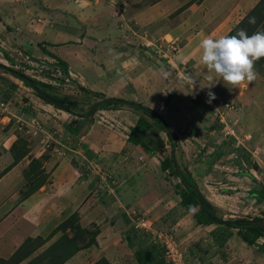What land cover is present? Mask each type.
<instances>
[{
	"label": "crops",
	"instance_id": "crops-1",
	"mask_svg": "<svg viewBox=\"0 0 264 264\" xmlns=\"http://www.w3.org/2000/svg\"><path fill=\"white\" fill-rule=\"evenodd\" d=\"M24 1L26 0L19 3L16 1L17 5L13 6L9 13L1 15V18L5 16V19H0V28L8 33L7 36L18 38L21 33L26 42L34 40L41 44L45 58L65 66V71L70 67V77L76 75L85 79L87 87L81 88L94 94L96 102L103 99H120L140 104L158 114L176 138L173 158L177 170V165H183L192 178L196 177V171L199 170H203L199 175L203 178L217 177L221 168L214 163L220 156L219 150L226 145L244 148L254 157L253 151H256V147L264 140V107L258 103L264 98L261 95V89L264 88V58L255 62L257 78L253 82L230 91L222 81L209 79V74L200 61H178L174 67L173 56L170 60L173 67L170 68V63L164 64L167 59L157 57L156 60H160L169 73L164 76L159 70H152L154 74L151 73L150 79L155 85L151 88L154 83H137L138 80L135 82L131 79H139L135 68L132 67L130 71L126 69V72L122 68L128 61H151L155 52L150 55V47L139 45L140 48H132L137 54L127 50L124 53L125 49L115 44L123 41L124 33L120 31L123 16L132 17L131 19L138 21L140 26L148 22L145 27L151 29L147 32L152 34V38L149 41L146 39L147 43H157L165 47L162 39L172 35V39L176 40V36L182 40L176 43V46H179L178 51L187 53L180 57L181 60H184L185 56L189 59L196 53L195 37H199L201 41L206 37L215 39L229 33L235 35L241 29L249 35L257 30H264V0H57V10L51 9L49 0ZM39 2L41 5H38ZM0 8L4 9L3 3H0ZM18 11H22L20 14L25 18L24 23H20L21 26L16 24L20 16ZM24 11L30 13L31 17H27ZM1 12L3 11L0 10ZM36 16L45 20H37L36 24L31 25ZM252 18H255L254 24L249 23ZM48 19H52V22ZM140 28L143 29V26ZM16 31L18 33H15ZM133 41L135 42V39ZM21 47L24 48L25 43ZM71 52H80L77 61H71L74 58ZM183 66H186L184 72ZM140 77L142 78V75ZM186 77H190L194 85L188 83ZM209 91L216 97L210 104L206 103ZM155 95L160 103L154 102ZM35 97H30L26 103L31 105L33 111H36V107L44 111L42 114L36 112V116L42 115L43 120L48 123L53 122L50 120L51 115L66 121L67 125L73 124L72 135L75 133L78 137L74 139L75 145L69 144V140L66 143L76 151L75 155L80 156L79 160L91 156L102 169L105 167V171L115 173L118 179L113 193L103 190V198L95 200L88 195L91 188L86 185L88 181L86 183V180L81 179L79 183L74 180V160L70 159L68 162V158H60L61 155L58 154L52 155L57 159L49 157L47 160L43 156L41 160L32 155V150L24 151L16 147L13 149V141L5 145L0 144V263L3 264L15 251L24 248L26 243H32V236L34 239L40 237L44 241L42 243L56 239V236H50L51 233L54 234L55 228L71 214H77L80 226H85L89 220H93V213L96 216L98 207L94 203L100 202V206L106 207L105 204L109 202L107 209L109 208L114 216L119 214L125 223L134 212L141 214L145 210L148 201L146 195L163 199L172 193L167 185L169 182L164 180V173H169L170 168L164 171L160 168V164L171 157V151H167L165 156V146L148 142L145 137L148 130L145 131L141 143L134 145L127 141V135L137 119H145L139 112L126 106L110 105L111 107L97 109V113L87 114V118L74 115L68 108L70 112H63L66 117H62L52 111L60 113L61 110L51 109L48 103L38 101ZM231 100L233 101L230 104ZM95 114L99 115L93 118ZM147 123L150 124V132L151 128L153 130L152 123ZM99 136L105 137L106 141H102V138L97 141ZM87 137L89 139L85 141ZM158 138L159 141L163 139L161 136ZM211 139L214 140L210 141ZM221 139H227L229 142L224 143ZM191 143L194 148L193 156L196 158L194 161H197L192 162V166L182 157L185 148L183 145ZM57 144L58 142L55 145ZM23 146L29 148L28 144ZM98 148H101V153ZM200 153L207 154L208 157L204 156L198 161ZM56 160L57 164L53 165L52 170L45 169L46 165ZM30 161L39 162V173L48 175L44 182L40 181L34 186V178V182L28 181L30 185H25L24 182L23 170ZM12 179H15L17 184L11 187ZM205 184H209L207 180ZM24 185L30 192L19 198L24 194ZM177 196L174 197L178 198ZM204 199L211 201L209 198ZM154 201L158 202L155 199ZM210 205L213 207L212 203ZM47 228L48 231L45 232ZM101 241L103 242L102 235L97 229L93 247ZM245 246V252H251V260L254 258L264 264L263 251L260 252L254 246ZM48 247L47 244L45 249ZM82 251L83 249L76 253L78 259Z\"/></svg>",
	"mask_w": 264,
	"mask_h": 264
},
{
	"label": "rangeland",
	"instance_id": "rangeland-1",
	"mask_svg": "<svg viewBox=\"0 0 264 264\" xmlns=\"http://www.w3.org/2000/svg\"><path fill=\"white\" fill-rule=\"evenodd\" d=\"M0 1H2L0 3H3L4 7V9L0 8V10L3 11L0 13V19H5V16L1 18V15L9 13L11 8L17 5L15 3L16 1L19 3L23 0ZM56 1L57 0H49V4L53 10L59 9V5ZM24 2H30V0ZM34 5L37 6L35 3ZM38 5H41V2H39ZM28 12H30L29 8ZM28 12L25 13L27 17L30 18L31 16ZM18 13L20 16L18 17V22L16 24L17 26H21V24L24 23L25 18L20 14L22 11H18ZM36 13L37 9L35 10V14ZM131 18L132 17L123 16L121 20L123 25L121 24L122 27L120 31L124 33L123 36L125 38L122 37L123 41H120V43H116L115 45H118L121 49H125L124 53H126L127 50L132 54H137V51L134 52L132 48H135L136 46L139 47V45L140 47L144 45L150 47V49H152L149 52L150 55L155 52L151 61H132V63L131 61H128L122 68L124 71L126 69H129L130 71L132 67L137 70L139 79H136L135 77L131 78L135 82L138 80L137 83H154L152 84L153 86H151V88H153L155 82H153L150 77L151 73L154 74L153 71L155 69L159 70L164 76L169 73V70H166L163 63H161L160 60L157 61L159 58L167 59L168 61H165L164 64L166 65L170 63V68L173 67L170 62L173 56L175 58V61L172 59L174 67L179 63L178 61H200L201 49L199 48V37L194 38L197 42V45L195 46L196 53H193L194 56L189 59H186L185 56L184 60H181L180 57H184V53L187 54L185 51H178L179 46L177 47L176 45L182 41L181 39L175 36V40L172 39V35H169L162 39L165 47H162L161 44L157 43L149 44L146 41L151 40L152 34L147 32L148 29L150 31L151 29L145 27L148 22L143 23V30L140 28L142 26L138 24V21ZM37 20L45 19L36 16L33 20L34 23L31 21V25L36 24V22H38ZM48 21L52 22V19H48ZM151 27L153 28V25ZM18 31L15 33H18ZM7 34L8 33H5L4 30L0 28V144L5 145V143L13 141V149L16 147V149L19 148L24 151L32 150V155L34 157L36 155V157L41 160H43V156H45L46 159L49 157H51V159H57V157L54 158V156H52L55 154L61 155L60 158H68V162L72 159L75 161L72 167L76 169L74 170V180L79 181V183L81 179L86 180V183L88 181L86 185L88 187L91 186L88 195H91L92 199H102L103 195H101V193L103 190L113 193V187L116 185L118 176L115 177V173L110 174L105 171V167L102 169L99 164L95 163L97 161L91 159V156L90 158H85L86 161H84L85 159L79 160L80 156L75 155L76 151L74 152L66 143V141L69 140V144L75 145L74 139H77L78 137L75 133L72 135L71 130L74 127L73 124L67 125L66 121L59 120L55 118L56 116L54 117L51 115H49L50 120L53 122L48 123L47 120H43L42 115L36 116V112L42 114L44 111L37 107L35 108L36 111H33L31 105L26 103L30 97L33 98V96H35V92L31 88L25 87L23 82L19 79L12 77L11 73L6 69L14 71L33 81L35 88L40 93L47 95L51 99L60 101V103L69 108L74 115H82L87 118V111L89 107L96 102V97L94 94L81 88L87 87L85 79H81L76 75H74L73 78L72 75L70 77L68 75L70 73V67H68V70L66 68V71H64V68L55 63L54 60H50L47 57L45 58L44 53H42L43 49L40 46L41 44H38L34 40L30 43L26 42L27 40L22 39L21 33L18 35V38L17 36H7ZM228 35H233V33H229ZM177 36H179V32ZM134 39L135 42L133 41ZM23 43H25L24 48L21 47ZM71 53L74 55V58L71 61H77V56L80 52ZM185 68L186 66H183L182 72L185 71ZM132 74L135 73L132 72ZM140 75H142V78ZM253 86L254 84L252 85V88ZM263 89H261V95L264 97ZM37 99L38 101H43L38 97ZM261 100L262 101H259L258 103L263 108L264 98ZM155 101L160 103L157 95H155L154 102ZM232 101L233 100L230 101V104ZM50 107L51 109H56L51 105ZM97 109H99V107ZM52 111L56 112L57 116L61 115L62 117H66L63 113L64 111H61L60 113L56 110ZM93 111L94 109L91 113ZM96 111H94L93 114L97 113ZM138 112L142 113L141 111ZM97 115L99 114L93 115V118H96ZM64 119L68 120L70 118ZM145 119L147 122L152 123L153 127V130L151 128L150 132H148L149 129H147L149 128V125L146 127L148 130H146V140L152 144L160 143L161 146H165L163 151L166 156V152L170 150L168 141L165 139H162L161 141L157 140L159 139L158 137H160L159 132H161V130L157 128V125L153 123L152 120L147 117H145ZM101 138L102 141H106V138L103 136H99L97 141ZM88 139L89 137L85 138V141ZM212 140L214 139H211L210 141ZM55 141L56 143L58 142L57 145H55L56 143L54 144ZM221 141H224V143L229 142L227 139H221ZM92 143L94 144V142ZM192 143L191 145L187 144L188 147L183 145L185 148H183L182 152V157L190 166H192V162H197L194 161L196 158L193 156L194 148ZM24 144H28L29 148L27 146L24 147ZM8 147L9 146H7V149ZM205 147L203 148L204 150L206 149ZM256 148V151H253L254 157L249 155L244 148L229 145L221 148L219 150L220 156H218L214 163V165H217L221 170H218L217 177L211 176V179L199 176L203 170H201V172L200 170L196 171V177L194 176L192 178L190 177V174L186 172V168L183 165H177L181 173H187L200 195L203 198H209L208 200L211 199L208 203L213 204V207L210 210V214L213 217L224 221L229 218H233L235 221H253V219L259 218L260 221H264V140ZM173 149H175V147ZM98 151L101 153V148H98ZM98 151H96V153ZM32 155H30V157H32ZM81 155L84 156L83 153ZM98 156L101 157V155ZM204 156L208 157L207 154L200 153L199 157H197L198 161H201L200 159ZM57 161L58 160L54 163L51 161V164L46 165L45 169L52 170L53 165L55 163L57 164ZM38 164L39 162L30 161L24 168L23 174L25 185L26 183L27 185H30L28 181L33 178L35 179V182L32 180V182H34L32 186L37 185L40 181L44 182L45 178H47V174L41 175L39 173ZM206 168L208 169L207 165ZM102 172L103 174H101ZM169 172L171 171L169 170ZM102 175H104V178H102ZM111 175L115 178L109 177ZM164 176V180L169 182L167 185L172 192L171 195L168 198L164 197L163 199L154 197L155 195L153 197L146 195L148 201L144 208L145 210L142 211L141 214L134 212L135 214H131L133 217L128 213L130 219L125 223L122 218L119 217V214L114 216V214L108 210L109 208L107 209L109 202L107 205L104 203L106 207L100 206V202L94 203V205L97 204L98 207L95 211L96 216L94 213L91 215V218H93L95 222L89 220L85 226L83 225L84 227L80 226V218H78L76 214V219H70L61 230L54 234L53 232L51 233L50 236L52 238L53 236H56V239H52L51 242L48 240L47 242L42 243L44 241H42L40 237L34 239V236H32V244L27 250V253L14 258L11 257V260L8 258L4 264H49L47 258L44 257L45 250L51 247L52 244L53 246H56L54 245L55 242H57L58 246L60 244L58 242L62 241L65 243L67 241H73L74 246L78 247L80 250L83 249L79 259L76 256V252L63 264H136V261L133 258V252L135 249L141 248L146 253L152 251L159 253L166 249V246L174 251L172 252L174 257L172 258V262L171 260H168L171 259V257H166L167 264L261 263L254 258L251 260V252H245L247 248L238 238V232L236 229L226 228L222 224H197L193 213L185 212V210L179 205V197H174L183 190L180 181L167 172L164 173ZM206 180L209 183L208 185L205 184ZM15 182V179L10 181L11 187L17 184ZM25 185L23 190L24 194L19 198L26 196V192H30L28 191L29 188ZM32 186H30V188ZM87 186L86 188H88ZM154 199L158 202L154 201ZM77 227H79L80 230L86 229L89 234H80L79 236L76 231L78 229ZM97 229L102 235L103 242L101 241L93 247L94 236L92 233L97 231ZM129 229H131L133 234L129 232V235H132L129 243L130 245H127L125 235ZM45 230V232H47L48 228ZM246 231L247 230H242L240 232L246 233ZM262 232V235L255 241L254 247L258 248L260 245H263L264 230ZM39 234L40 232L38 235ZM47 244L49 247L45 249ZM55 248L53 247L52 252H54ZM2 254L4 255L5 252H2ZM262 254L264 255V253ZM163 257L165 258L164 251Z\"/></svg>",
	"mask_w": 264,
	"mask_h": 264
},
{
	"label": "trees",
	"instance_id": "trees-1",
	"mask_svg": "<svg viewBox=\"0 0 264 264\" xmlns=\"http://www.w3.org/2000/svg\"><path fill=\"white\" fill-rule=\"evenodd\" d=\"M62 67L64 68V71H65V66H62ZM6 70L11 73L12 77L19 79L21 82H23V85L25 87L31 88L32 90H35V86H34L33 81H31L29 79L33 85V86H29L26 82H24L20 79V77H19L20 74L14 72V71H10L8 69H6ZM34 95L37 96L36 93H34ZM56 101L60 103V101H58V100H56ZM110 105L119 106V107L125 106L123 104L122 100L111 99L107 103H100L94 109V111H96L98 107L103 108V107H108ZM126 107H128V108H130L136 112L141 111L142 113L139 112L140 115H142L143 117H147L148 119L152 120L153 123H155L157 125V128H161L160 130L163 132L162 126H166V125H165V122L162 120V118L158 114H156L152 110H150L146 107H143L137 103H134V105H132V106H126ZM148 125L150 128V124H148L144 118L139 117L137 119L135 125L130 129V131L127 135V141L134 144V145L141 143L142 139L144 137L145 131L147 129H149V128L146 129V127H148ZM168 142H169L170 148L173 149L175 147V144H176V138L172 133L168 137ZM160 168L162 171L166 170L167 168H170L169 170L171 172H169V174H171L172 176H174L175 178H177L180 181L183 190H181L182 192L177 194L179 197V205L182 209L185 210V212L193 213V215L196 218L197 224H204V225L211 224V223L219 224V222L222 221L221 219H217L216 217H213L210 214V210H211L212 206L200 195V193L197 191L194 183L191 181V179L187 175V173H185V172L181 173L179 170H177L176 167H174L171 157L166 158L160 164ZM181 176L186 179V181L191 185V187H188L181 180ZM263 198H264V196H263ZM259 202H262V201H259ZM73 218L76 219L75 214H71L60 225H58L55 228V232L61 230V228L64 227V225L67 222H69L70 219H73ZM253 221H260V220H259V218H255V219H253ZM223 225L226 228L236 229L238 232V234H237L238 238L247 246H254L255 241L262 235V233H263L262 231L264 230V227H254V226L237 227V226H232V225H229L226 223ZM77 228L79 229V227H77ZM78 229L76 231L78 232L79 236H80V234H82V235L89 234L86 231V229H81V230L80 229L78 230ZM242 230H247V231H246V233H241L240 231H242ZM129 232L132 233L131 229L127 230L126 235H125L127 245H130L129 243L131 240V235L133 234L132 233L131 235H129ZM95 234H96V231L92 233L93 236H95ZM142 242H143V239H142ZM55 243H54V245L57 246V242H55ZM58 243H60V244L57 247L53 246V244H52L51 247L46 249L44 252V255H45L44 257L47 258V260L49 261V264H63L65 261H67L76 252H78L80 250V249H78V247L73 245V241H67L66 243L64 241H62V242H58ZM31 244L32 243L28 244L27 246L22 248L20 251H15L11 255V257L14 258L16 256H20L22 254L27 253V250L30 248ZM52 246L54 248L56 247L54 252H52L53 251ZM257 249H259V251H264V243H263V245H260V247H258ZM58 251H59V253H58ZM11 257H10V260H11ZM133 258L136 261V264H167L164 260V257H163V250L160 251L159 253H156L153 251L150 253H146L141 248L135 249L133 252Z\"/></svg>",
	"mask_w": 264,
	"mask_h": 264
},
{
	"label": "clouds",
	"instance_id": "clouds-1",
	"mask_svg": "<svg viewBox=\"0 0 264 264\" xmlns=\"http://www.w3.org/2000/svg\"><path fill=\"white\" fill-rule=\"evenodd\" d=\"M249 23L254 24L255 18ZM199 48L200 62L209 74V79L222 81L231 91L245 83L250 84L257 78L254 65L264 58V30H257L249 35L241 29L235 35L215 39L206 37L200 41ZM185 79L194 85L190 77ZM215 99V94L209 91L206 103L210 104ZM172 161L174 162V158Z\"/></svg>",
	"mask_w": 264,
	"mask_h": 264
},
{
	"label": "water",
	"instance_id": "water-1",
	"mask_svg": "<svg viewBox=\"0 0 264 264\" xmlns=\"http://www.w3.org/2000/svg\"><path fill=\"white\" fill-rule=\"evenodd\" d=\"M19 77H20V79H21L22 81L26 82L29 86H33L32 83H31V81H30L28 78H26V77H24V76H22V75H20ZM33 91L36 93V95H37L41 100H43L44 102L48 103L49 105H51V106H53V107H55V108H57V109H59V110H61V111H64V112H67V113L70 112L69 109H68L66 106L60 104L59 102H57V101L54 100V99H51V98L48 97L47 95L40 93L36 88H35V90H33ZM109 100H111V99H103V100H100V101L94 102V103L89 107V109H88V111H87V114H90L91 111H92L93 109H95L100 103H107ZM123 104H124L125 106H132V105H134V103H132V102H126V101H123ZM162 129H163V132H159V135H160L163 139L168 140V137H169V135L171 134L170 131L168 130V128H167L166 126H162ZM171 158H172V160H173V149H171ZM72 162H73V161H71V163H72ZM173 165H174V167H176V165H175L174 162H173ZM181 180H182V181H183L188 187H191V185L186 181V179H185L184 177L181 176ZM225 223H226V224H229V225H232V226H237V227H243V226L264 227V221H235V220H233V218H229V219H227V220H225V221L222 220L221 222H219V224H222V225L225 224Z\"/></svg>",
	"mask_w": 264,
	"mask_h": 264
},
{
	"label": "built area",
	"instance_id": "built-area-1",
	"mask_svg": "<svg viewBox=\"0 0 264 264\" xmlns=\"http://www.w3.org/2000/svg\"><path fill=\"white\" fill-rule=\"evenodd\" d=\"M139 160H140V159H139ZM165 248H166V249L163 250V251H164V255H165L164 260H165V262L167 263V261H166V257H171V259H168V260H169V261L171 260V262H172V261H173L172 258H174L172 252H174V251H173L170 247H168V246H166Z\"/></svg>",
	"mask_w": 264,
	"mask_h": 264
}]
</instances>
